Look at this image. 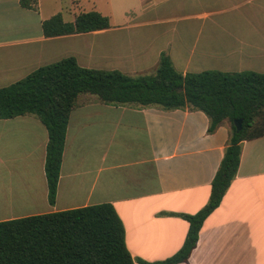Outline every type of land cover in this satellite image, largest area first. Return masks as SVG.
<instances>
[{
  "label": "crops",
  "instance_id": "1",
  "mask_svg": "<svg viewBox=\"0 0 264 264\" xmlns=\"http://www.w3.org/2000/svg\"><path fill=\"white\" fill-rule=\"evenodd\" d=\"M19 1L0 0V86L68 55L82 66L130 75L157 65L162 51L182 73L264 72V0H161L155 9L139 0L133 16L124 8L109 28L53 37L42 31L49 16L41 0L35 9ZM111 35L120 43H99ZM207 125L201 110L107 104L78 94L50 204L46 126L34 114L0 118V220L110 202L131 256L165 259L188 230V221L171 212L192 214L208 202L223 156L229 122L212 133ZM177 264H264V135L242 142L235 177L190 256Z\"/></svg>",
  "mask_w": 264,
  "mask_h": 264
},
{
  "label": "trees",
  "instance_id": "2",
  "mask_svg": "<svg viewBox=\"0 0 264 264\" xmlns=\"http://www.w3.org/2000/svg\"><path fill=\"white\" fill-rule=\"evenodd\" d=\"M37 0H20L34 8ZM45 37L111 26L108 15L79 11L72 21L60 12L41 21ZM80 93L107 104L136 103L163 110H201L207 132L230 124L223 156L210 182L208 202L197 212L174 213L188 221L181 247L157 261L135 259L125 243L123 223L110 202L0 220V264H177L188 259L205 218L221 202L235 177L244 140L264 135V72L255 70L198 72L177 70L160 53L155 71L130 75L118 69L82 66L74 55L42 64L24 77L0 86V118L34 114L46 126L44 172L48 202L53 204L67 124ZM241 120L237 129L234 120Z\"/></svg>",
  "mask_w": 264,
  "mask_h": 264
},
{
  "label": "rangeland",
  "instance_id": "3",
  "mask_svg": "<svg viewBox=\"0 0 264 264\" xmlns=\"http://www.w3.org/2000/svg\"><path fill=\"white\" fill-rule=\"evenodd\" d=\"M161 0H150L151 4L149 9L152 7L155 9V2ZM114 8L111 10L109 0H41V10L43 14L48 17L54 13L60 12L63 19L71 21L74 15L79 11L97 10L102 14L108 15L110 20L113 22H120V11L126 8L129 16H133L138 7L140 6L139 0H113ZM167 4L164 5L166 7ZM135 40V33L133 34ZM85 43H91L90 39L85 40ZM83 42V43H84ZM74 43H77L74 41ZM99 43H120V37L114 35L109 36L105 40ZM156 65L150 69L145 70L143 73L131 74H149L155 71Z\"/></svg>",
  "mask_w": 264,
  "mask_h": 264
},
{
  "label": "water",
  "instance_id": "4",
  "mask_svg": "<svg viewBox=\"0 0 264 264\" xmlns=\"http://www.w3.org/2000/svg\"><path fill=\"white\" fill-rule=\"evenodd\" d=\"M234 125L236 126L237 129H240L241 128V120L240 119L234 120Z\"/></svg>",
  "mask_w": 264,
  "mask_h": 264
}]
</instances>
